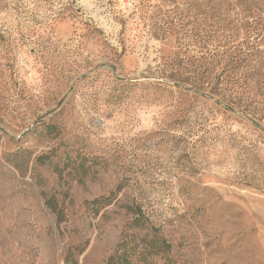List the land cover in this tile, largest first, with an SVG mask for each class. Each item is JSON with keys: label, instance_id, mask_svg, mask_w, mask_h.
I'll return each mask as SVG.
<instances>
[{"label": "rangeland", "instance_id": "374dc122", "mask_svg": "<svg viewBox=\"0 0 264 264\" xmlns=\"http://www.w3.org/2000/svg\"><path fill=\"white\" fill-rule=\"evenodd\" d=\"M259 58L264 0H0V264H105L127 204L139 264H264Z\"/></svg>", "mask_w": 264, "mask_h": 264}, {"label": "trees", "instance_id": "16d2710c", "mask_svg": "<svg viewBox=\"0 0 264 264\" xmlns=\"http://www.w3.org/2000/svg\"><path fill=\"white\" fill-rule=\"evenodd\" d=\"M218 51L219 49L217 50V52ZM215 55H220V57H222L224 53L220 52ZM255 64H257V66H255L252 72L258 71L262 68V66H264V59L263 61H261V58H259ZM230 76V72H227V74L225 75L223 72L219 74V81H217L215 86L217 88H215V94L218 95L220 106L225 110L232 111L235 107H237V104L234 103L230 97L235 88L237 87V84L234 83L235 81L229 79ZM53 127L54 125L46 124L45 130L50 133L53 130ZM35 160L37 163L42 165L51 164L49 161H47V155H38ZM83 166V164H80V166L78 167V169H81L82 172L84 171ZM55 170L59 172L57 165H55ZM112 201L113 196L111 195L100 196L99 198L94 199L91 204L98 206H106ZM126 210L127 212H130L132 214L127 224L130 227L136 228V230H138L137 234L133 233L134 236H139L137 238L138 240L136 241L133 236V241L131 240V238L127 243V240H124V242L121 244V246L123 247L120 246L115 253L111 254L107 258L105 264H139V262L147 263V255L156 254L160 251L167 250L169 247V244L167 243L165 238L159 233L155 224L151 222L150 216L143 210L140 205L127 204ZM140 231H143V233L139 235ZM139 241L143 244L142 248L138 252L137 248L138 244H140ZM132 243L134 245H131ZM126 244L131 246L126 248ZM136 254L137 256L135 258Z\"/></svg>", "mask_w": 264, "mask_h": 264}]
</instances>
